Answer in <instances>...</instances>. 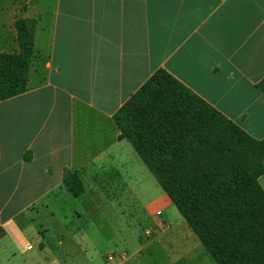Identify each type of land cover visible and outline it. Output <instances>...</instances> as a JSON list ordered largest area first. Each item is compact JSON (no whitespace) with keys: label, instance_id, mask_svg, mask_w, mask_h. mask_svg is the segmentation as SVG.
<instances>
[{"label":"crops","instance_id":"obj_1","mask_svg":"<svg viewBox=\"0 0 264 264\" xmlns=\"http://www.w3.org/2000/svg\"><path fill=\"white\" fill-rule=\"evenodd\" d=\"M18 19L36 27L26 91L0 101L5 251L29 238L36 259L54 260L28 212L65 196L98 211L112 201L109 184L135 193L147 169L119 140L113 116L158 70L264 140V96L255 87L264 79V0H0L2 54L19 51ZM68 172L82 184L77 198L65 188ZM259 184L264 191V174ZM181 223L170 238L186 249L178 260L198 264L202 246Z\"/></svg>","mask_w":264,"mask_h":264},{"label":"trees","instance_id":"obj_2","mask_svg":"<svg viewBox=\"0 0 264 264\" xmlns=\"http://www.w3.org/2000/svg\"><path fill=\"white\" fill-rule=\"evenodd\" d=\"M35 27L34 19L14 23L19 51L0 53V101L26 91ZM255 87L264 96V79ZM113 121L214 264H264V140L164 70ZM64 185L74 198L83 193L74 174H65Z\"/></svg>","mask_w":264,"mask_h":264},{"label":"rangeland","instance_id":"obj_3","mask_svg":"<svg viewBox=\"0 0 264 264\" xmlns=\"http://www.w3.org/2000/svg\"><path fill=\"white\" fill-rule=\"evenodd\" d=\"M145 172L136 182L135 193L126 197L109 184L106 196L113 202L106 201L98 211H85L82 201L65 196L52 207L41 205L37 211L28 212L55 259H36L35 240L27 238L16 245L15 251L0 247V264H189L184 257L178 260L186 249L171 241L178 237L179 222L184 227L185 223ZM43 225L50 227L47 232ZM145 231L151 232L147 238ZM200 248L206 258L201 253L198 264H214Z\"/></svg>","mask_w":264,"mask_h":264},{"label":"built area","instance_id":"obj_4","mask_svg":"<svg viewBox=\"0 0 264 264\" xmlns=\"http://www.w3.org/2000/svg\"><path fill=\"white\" fill-rule=\"evenodd\" d=\"M157 215H160V213L158 212ZM150 235H151V232H149V231H145V232H144V237L147 238V237H149Z\"/></svg>","mask_w":264,"mask_h":264}]
</instances>
